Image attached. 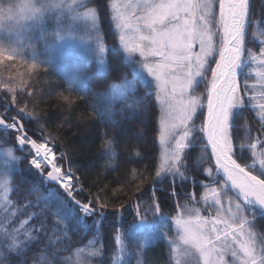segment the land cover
<instances>
[{
	"label": "snow or ice",
	"instance_id": "obj_1",
	"mask_svg": "<svg viewBox=\"0 0 264 264\" xmlns=\"http://www.w3.org/2000/svg\"><path fill=\"white\" fill-rule=\"evenodd\" d=\"M108 9H111V21L119 32V44L133 64L154 82V94L161 109L158 141L166 161L165 174H170L173 182L195 183L198 173L191 167L193 156L189 149H195L197 143L202 145L201 151L206 153L209 163L214 158V165L210 163L206 170L202 169L203 175L206 171L207 177L211 178L210 184L202 186L211 195L209 207L215 208V214L201 216L182 207L173 208L177 215L167 217L174 223L176 235L169 239L163 231L168 242L167 255L155 264H264V231L255 230L257 218L264 216V39L256 41L259 45L256 51L248 47L252 42L249 29L255 13L253 4L250 0H107V3L103 0H71L70 4L67 0H26L18 5L10 0L0 6V22H10L7 31L17 32L26 23L43 22L50 14L52 18H59L61 13H71L74 20L87 22L88 31L81 38L98 40L99 50L103 53L108 46L102 39L101 24ZM261 15H264V8ZM67 31L69 29L58 23L52 39L63 38ZM20 59L23 57L15 48L0 46V68L4 72H11ZM251 63L257 67L253 69L255 80L249 83L251 73L241 77L244 66ZM42 69L47 71L32 62L28 74L30 77L34 73L39 75ZM20 75L17 71L16 75L10 74L0 80L3 90L0 100L5 105L0 114V127L16 134L15 141L20 146H27L26 151L30 153L28 164L45 178V183L50 181L58 187L55 191L29 187L28 196L35 195V201L26 196V203L8 202L0 208V264H71L62 258L66 252H71L75 243L69 239V224L63 212L68 203L74 204L80 215L95 214L98 232L88 245V255L93 259L86 258L83 262L93 264L94 258L107 252L106 245L101 244L99 225L108 209V201L85 194V186L77 175L78 169L70 163L71 158H66L63 151L60 155L56 153L59 141L55 137H51V141L45 140L47 122L39 133L29 132L25 117L32 120H44L45 117L37 115L35 110L26 111L27 105L18 107L23 101L17 97L24 89L18 90L14 81ZM201 85L204 92H197ZM131 87L134 85L125 73L119 84H108L92 97L68 88L58 95L66 121L82 103L88 105L91 113L81 119L94 125L97 122L103 124V130L98 133L102 142L93 166L107 157L103 166L111 164L112 170L125 171L136 167L139 176H143L147 165H144V171H139L138 166L141 160L147 159L145 145L149 125L145 123V117L129 119L128 110L134 106V110L142 113L151 111V128L155 131L156 103L150 108L135 93L125 97V91ZM109 90L123 99L114 110L105 111L97 107L94 100ZM250 91L251 96L248 95ZM27 96L34 99L31 92ZM8 107L14 109L11 116ZM249 111L259 127L253 125L251 116L245 118ZM141 125L144 143L139 140ZM122 128L129 131L122 132ZM241 128L247 136L252 165L235 151ZM156 140L153 136L152 143ZM258 147L261 151L257 159ZM134 148L139 151L134 153ZM204 159L202 156L201 160ZM214 170L222 173V177L214 176ZM160 176L161 171H157L156 178ZM140 191L137 187V192ZM187 195L189 203L200 202L193 193ZM202 199L207 201L209 195L205 194ZM139 200L136 196L129 203ZM124 208L125 205L120 204L113 211L120 212ZM135 214L140 221H145L149 214L165 216V209L158 200L150 198L142 207L137 203ZM112 231L115 233V254L122 256L128 247L122 230L113 226ZM146 251L140 241L130 246V264L132 257L136 258V264H149L147 259H141ZM123 261L118 259L115 264ZM94 264L108 262L101 259L95 260Z\"/></svg>",
	"mask_w": 264,
	"mask_h": 264
},
{
	"label": "trees",
	"instance_id": "obj_2",
	"mask_svg": "<svg viewBox=\"0 0 264 264\" xmlns=\"http://www.w3.org/2000/svg\"><path fill=\"white\" fill-rule=\"evenodd\" d=\"M69 1L67 0V3ZM1 2L4 4V0H1ZM103 3H107V0H103ZM250 3L253 4L255 13L252 16L253 24L249 29V39L252 42L248 44V47L256 51L259 47L256 41L264 39V36H261V33H264V15H261V9L264 8V0H250ZM111 15V9H108L101 24L102 39L108 46L103 55V64H100L96 59L89 60L80 70V75L76 82H70L48 68H46V72L42 69L41 74L37 75L34 73L30 77L28 68L31 67V61L27 57L17 60L11 72H4L0 68V80L6 79L10 74L16 75L17 71L21 74L14 81L18 90L24 89L23 94L17 97L23 101L18 107L27 105L26 111L32 112L35 110L37 115H44L45 117L44 120L24 118L26 126L30 129V133H39L40 128L44 127L47 122V126L44 128L45 140L51 141V137H55L59 141L55 149L56 153L60 155L61 151H63L66 158H71L70 163L74 169H78L77 175L85 186V194L100 196L102 201H108V209L105 210L104 215L101 217L99 225L101 244L106 245L107 252L104 256L94 258V261L103 259L108 264H111L115 258L116 254L114 250L116 249V245L114 242L115 233L112 231L113 226L119 227L122 230L124 243L128 246L125 249L129 253L130 246L141 241V238L137 236L139 233L135 234V230H140L137 225L139 222H142L146 225L141 229L142 231L148 234L149 231H157V234L152 238L154 242L145 245L147 251L143 256V259H147L149 264H155L156 261L162 260L167 255V240L163 237V231L167 233L169 239L176 235L172 220L167 217L169 214L171 216L177 215L176 212L172 211L173 208L182 207L185 211L198 212L204 216L214 211L202 199L207 192L202 185H208L211 181V178L207 177L206 171L203 175L202 169L206 170L210 166V163L211 165H214V163L212 161L209 163L206 159V153L201 151L202 145L197 143L194 145L195 149H189V153L193 156L191 167L194 168L193 171L195 173H198L194 178L195 183L185 182L181 184L179 181L173 182L170 174L166 175L165 173L156 178L160 149L157 140L155 144L152 143V137H157L158 135L160 112L154 94V87L149 81L143 80L139 75L138 65L133 64L132 58L124 55L112 26ZM45 20L49 22L48 30L53 32L57 29L58 23L66 27L68 25H66L67 20L61 21L58 18H52L51 14ZM81 30H84V28H80ZM125 73L129 81L134 85V89L126 93L125 97L135 93L138 97H142L143 102L149 105L150 108L156 103L154 110L155 131L151 128V111L142 113L134 110V106L128 110L129 119L139 120L145 117V123L149 125V129H147V143L145 145L147 148V152L145 153L147 159L141 160V164L138 166L139 171H144V165H147V171L143 176H139L136 167L125 171L124 169L112 170L113 166L111 164L103 166L107 163V157L104 161L98 162L93 166V162L96 161L98 156L97 149L102 142L99 139L98 133L103 130V124L102 122H97L94 125L86 119H81V117H87L91 113L88 105L82 103L76 108L71 118L66 121V114L61 111V101L58 95L64 88H68L73 92L92 97L99 89L104 88L108 84H119L121 75ZM241 78L243 79V71ZM21 79H23V83ZM254 80L255 74L249 77V83ZM29 92L33 93L34 99L28 98L27 93ZM197 92H204L203 85L197 87ZM248 94L251 95V91ZM0 95H3L2 88H0ZM72 99H76L75 95H73ZM122 99L123 97L115 98L112 91L109 90L96 96L94 103L102 110L111 111L120 105ZM2 102L0 100V114L4 112ZM7 111L11 116V112H14V109L9 107ZM249 116L252 117L253 125L259 127L256 124L255 116L250 111L245 113V118ZM140 129L139 140L141 143H144L143 125L140 126ZM121 131L127 132L129 130L122 128ZM15 135L11 130L0 128V180H7L3 167L6 164V166L10 167L9 181H7V201H24L26 203L27 201L24 198L28 196L29 187L31 189L41 188V191L44 188L55 191L57 187L49 182L45 183L44 177L27 163L30 153L26 150L19 151L17 149L18 143L15 141ZM253 135H256L255 131H253ZM239 137L235 142V151H238L241 157L250 164L253 160L247 148V136L242 128L239 129ZM10 151L16 156L13 163L5 162L3 159L5 153ZM138 151L139 148L133 149L134 153ZM202 156L205 157L204 160H201ZM211 186L215 187L216 185L211 184ZM137 187L141 189L140 192H137ZM190 192L193 193L196 199H199V203H196L195 200L189 203L187 194ZM136 196H139L140 200L130 204L129 202ZM150 198L158 200L162 204L165 209V216L158 214L152 217L149 214L147 220L140 221L135 214L137 203L142 207L143 202L148 201ZM28 199L35 201L36 196H28ZM120 204H124L125 208L120 212L113 211V209H118ZM63 212L69 224V239L75 243L71 252H66L62 258L68 259L71 264H81L78 261L76 252L88 247L89 242L95 238L94 235L98 232L95 214L93 216L80 215L79 209L71 203L65 205ZM165 220L167 221L165 222ZM255 230L257 232L264 231V217L257 218Z\"/></svg>",
	"mask_w": 264,
	"mask_h": 264
},
{
	"label": "rangeland",
	"instance_id": "obj_3",
	"mask_svg": "<svg viewBox=\"0 0 264 264\" xmlns=\"http://www.w3.org/2000/svg\"><path fill=\"white\" fill-rule=\"evenodd\" d=\"M9 2L10 0H4L3 2L4 4H2L0 0V6L6 5ZM11 2L19 5L21 3H25L26 0H11ZM70 3H71V0L68 2V4ZM64 14L65 13H61V16L59 18H61ZM67 18H69L68 23H67L68 24L67 29H69V31L65 32L63 38H59V39H52L55 31L53 32L51 30H48L45 24V19L43 22L32 21V22L26 23L17 32L7 31L10 22L6 20L2 21L0 22V46H4L8 48H15L17 52H19L22 55V57H27L31 61V63L32 62L38 63L42 65L43 67L52 70L54 73L60 75L62 78L74 83L78 80V75H79L80 70L89 60L97 59L100 64H103L102 61H103L104 52L103 53L100 52L99 46H98L99 41L96 40L95 38H92V37L81 38L83 34L86 31H88L86 21L74 20L73 15L71 13H68ZM112 26L114 27V31L116 33L117 40L119 43V32L115 28L113 22H112ZM79 27L84 28V30L80 31ZM120 47L123 50L124 55L128 58H131L124 51L121 45ZM256 67H257V64L255 63L246 65L245 69L243 70V75L245 73H251V76H253L254 75L253 69H255ZM139 75L143 78V80L149 81L154 87V82L152 78L146 72L142 71L140 68H139ZM252 82L254 81H250V83ZM133 89L134 87L127 89L125 91V94L132 91ZM248 95L251 96L250 94ZM113 96L115 98H122V96L118 94H113ZM157 103L159 106V112L161 114L160 101L157 100ZM160 114H159V127H160ZM260 151L261 149H259L258 147L257 159L259 158ZM10 153L7 152L8 155H10ZM163 155H164L163 149L160 147V163H159L158 171H161V174L165 173L163 171V166L166 164V161L164 160ZM252 163L253 161L249 165H252ZM206 194L209 195V199L207 201L205 200L204 201L208 205H210L212 204L211 195L210 193H207V192ZM7 195H8V187L5 186V184H3V186H0V208H3L4 205L8 203ZM224 206L225 208L228 206L227 200H225ZM212 209H214V211L210 213L214 215L215 208L213 207ZM199 214L201 216H204L201 213ZM145 226L146 225H144L142 222L141 223L139 222L137 225V227H139L140 229H143ZM174 228H175V225H174ZM149 234H150V237L153 238V236L157 234V231L156 230L149 231ZM150 237H147V238H150ZM82 249L83 251H81L80 249L76 252L78 261H80L79 263L81 264H83L86 258L90 260L93 259L89 257L88 255L90 248L85 247ZM118 259L124 260L122 264H130L129 254L126 253L125 251L122 256L116 255V258L113 264H115V262ZM132 264H136V258L132 260Z\"/></svg>",
	"mask_w": 264,
	"mask_h": 264
},
{
	"label": "bare ground",
	"instance_id": "obj_4",
	"mask_svg": "<svg viewBox=\"0 0 264 264\" xmlns=\"http://www.w3.org/2000/svg\"><path fill=\"white\" fill-rule=\"evenodd\" d=\"M68 17V13H66L65 12V14L61 17V18H58L59 20H61V21H66V25H67V23H68V20H69V18H67ZM63 18V19H62ZM45 24H46V26L48 27V25H49V22L47 21V20H45ZM66 27V26H65ZM67 28V27H66ZM97 60V59H96ZM98 61V60H97ZM80 73V72H79ZM80 75V74H79ZM79 75H78V78H79ZM3 101V100H2ZM2 106L3 107H5V105H4V102H2ZM9 108V107H8ZM7 108V109H8ZM4 110V109H3ZM0 128H3V127H0ZM3 129H5V128H3ZM29 129V128H28ZM6 130H10V129H6ZM12 131V130H11ZM29 132H30V129H29ZM158 133H159V127H158ZM157 141H158V135H157ZM158 144H159V141H158ZM26 148H27V146H20V145H17V149L19 150V151H25L26 150ZM159 149H160V147H159ZM12 154H11V153ZM10 152H8V153H10V155H8L7 153H5V155H4V157H3V159H4V161L5 162H8V163H13V162H15V159H16V156L13 154V152L12 151H10ZM11 157V158H10ZM2 161V160H1ZM3 162V161H2ZM212 162H213V160H212ZM27 163H28V158H27ZM159 163H160V157H159ZM214 163V162H213ZM30 165V164H29ZM4 167V169H5V177H6V179H7V181H9V174H10V167L9 166H6V164L3 166ZM158 168H159V164H158ZM35 169V168H34ZM7 173V174H6ZM45 179V178H44ZM7 181H5V179L4 180H0V186H3V184H5V186H7L8 185V182ZM49 183H51L52 184V182H50L49 181ZM52 185H54V184H52ZM54 186H56V185H54ZM56 187H58V186H56ZM171 193H173V191H171ZM8 196V195H7ZM167 220H165V222H166ZM173 226H174V223H173ZM138 229H140L139 227H138ZM136 232H135V234L136 233H139V235H137L138 237H140L141 238V241L140 242H143L144 243V245H146L147 243H149V244H152L154 241L152 240V237H150V235L148 234V233H146V232H144V231H142L141 229L140 230H135ZM147 237H150V238H147ZM168 243V242H167ZM87 248H89V247H87ZM125 252L126 253H128L126 250H125ZM129 254V253H128ZM115 258H116V256H115ZM115 258L113 259V261L111 262V264H113V262H114V260H115ZM130 258V257H129ZM141 258H143V257H141ZM135 259V257H132L131 258V260H134Z\"/></svg>",
	"mask_w": 264,
	"mask_h": 264
},
{
	"label": "water",
	"instance_id": "obj_5",
	"mask_svg": "<svg viewBox=\"0 0 264 264\" xmlns=\"http://www.w3.org/2000/svg\"><path fill=\"white\" fill-rule=\"evenodd\" d=\"M205 113H206V109H205ZM209 152H210V148H209ZM213 162H214V158H213ZM222 173H217V172H214V176L216 177H222Z\"/></svg>",
	"mask_w": 264,
	"mask_h": 264
}]
</instances>
